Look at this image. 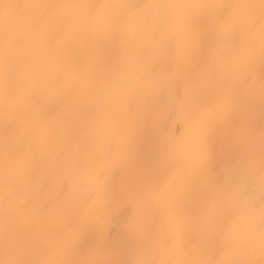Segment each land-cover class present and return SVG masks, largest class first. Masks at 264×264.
Wrapping results in <instances>:
<instances>
[{
  "label": "snow or ice",
  "instance_id": "6c2138e0",
  "mask_svg": "<svg viewBox=\"0 0 264 264\" xmlns=\"http://www.w3.org/2000/svg\"><path fill=\"white\" fill-rule=\"evenodd\" d=\"M0 264H264V0H0Z\"/></svg>",
  "mask_w": 264,
  "mask_h": 264
}]
</instances>
